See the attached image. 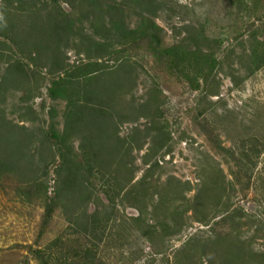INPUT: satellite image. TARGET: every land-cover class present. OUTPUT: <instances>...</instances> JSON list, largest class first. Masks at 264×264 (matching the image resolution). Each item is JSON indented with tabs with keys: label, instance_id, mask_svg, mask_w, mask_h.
Instances as JSON below:
<instances>
[{
	"label": "trees",
	"instance_id": "1",
	"mask_svg": "<svg viewBox=\"0 0 264 264\" xmlns=\"http://www.w3.org/2000/svg\"><path fill=\"white\" fill-rule=\"evenodd\" d=\"M263 72L264 0H0V183L44 209L33 258L123 264L128 251L126 264H264V100L232 108L221 97L224 78L241 92ZM44 93L48 107L37 103ZM184 118L229 174L199 151L197 185L166 175L189 138ZM54 216L63 227L40 241ZM196 225L208 236L169 248Z\"/></svg>",
	"mask_w": 264,
	"mask_h": 264
},
{
	"label": "rangeland",
	"instance_id": "2",
	"mask_svg": "<svg viewBox=\"0 0 264 264\" xmlns=\"http://www.w3.org/2000/svg\"><path fill=\"white\" fill-rule=\"evenodd\" d=\"M181 3L190 4L193 0H179ZM198 11L202 13V9L198 8ZM211 20L219 19V16L211 14ZM223 20L227 21V15L224 14ZM222 21V20H220ZM176 26H180L179 22H173ZM258 23V22H257ZM157 24L162 28L164 45L170 46L173 43V31L170 27L167 26V23L163 20H158ZM223 21H222V23ZM225 25L227 23L225 22ZM69 57L71 63H74L77 59L74 53H70ZM145 62V68L150 74L159 73V67L154 57L147 56ZM151 75L142 73L141 80L148 81ZM223 75H221L222 77ZM223 87L221 89V97L226 102L229 107H240L244 102L249 99L251 96L256 95L257 98H262L264 100V72L256 79V81H249L247 83L246 89L241 92L231 91V82L228 79H223ZM150 85V82H148ZM144 92L143 86L140 87L138 94ZM195 94L190 97L189 103L194 101ZM14 99H12L13 101ZM45 101L46 106L50 105V100L48 99L46 93H44L43 98L37 100L38 105ZM190 105V104H189ZM192 106V105H190ZM47 112V110H46ZM45 112V114H47ZM183 130L188 133L189 138L183 144H179L174 152L173 161L169 164L164 165V170L167 176H175L182 181H190L192 185H197V166H198V152L205 151L209 154L210 157L215 158L220 164H223L224 171L226 174H229L232 169L227 164L226 161H223L222 155H217V151L211 146L208 136L195 125L191 119L184 118L182 122ZM125 134L129 132V128H125L123 131ZM226 147L229 144H225ZM166 161H169V157L166 158ZM137 165L140 170L139 176H141L142 165L141 161H137ZM231 165V164H230ZM54 175L52 174V179ZM17 188L15 182L5 181L0 183V264H38L37 260L33 258L31 254V247L34 245L36 237H38V227L41 220V217L44 213V209L40 206L33 207L26 204V198H22L25 204L21 203L20 199H17L14 190ZM54 188V182L50 183L49 194L52 196ZM195 192H192L189 196H193ZM253 195L250 193L248 195V202L252 199ZM248 204H251L249 202ZM246 205V204H245ZM129 215H135L136 212L133 210H128ZM50 227L56 226V229L50 228L47 232L45 238L43 237L40 241H43L47 238L51 239L55 237L58 229L63 227L62 221L59 217L54 216L51 220ZM198 225L195 228L189 230L187 233L181 235L178 239H174L169 248L174 249L179 247L188 237L195 234L197 231L200 234V237L204 238L208 236L207 229L209 228H199ZM43 245L44 243L41 242ZM21 246L22 248L16 247ZM133 249H139L138 243L136 242L133 245ZM146 251H150V248L146 246ZM1 250H3L1 252ZM220 255L219 249H217L213 255ZM129 252H124L122 256L123 260L116 257V259L121 260L123 264H126L127 256Z\"/></svg>",
	"mask_w": 264,
	"mask_h": 264
}]
</instances>
